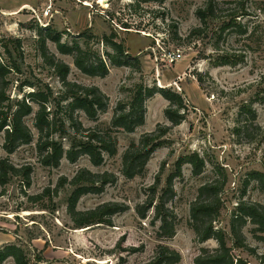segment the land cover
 <instances>
[{"label": "rangeland", "instance_id": "374dc122", "mask_svg": "<svg viewBox=\"0 0 264 264\" xmlns=\"http://www.w3.org/2000/svg\"><path fill=\"white\" fill-rule=\"evenodd\" d=\"M137 2L0 0V60L8 63L9 48L20 68V73L9 76L8 95L12 100L33 91L22 86L27 81L48 85L55 95L62 89L38 46L39 31L48 28L61 33V41L68 46L77 42L106 61L105 78L87 76L74 66L71 56L62 55L54 43L47 41L49 52L70 67L68 81L96 86L109 98L106 112L96 121L83 112L76 113L85 128L108 130L117 105L129 103L138 86L157 91L145 102L143 126L133 133L113 130L116 155H104L99 167L86 156L76 163L63 158L57 168L42 165L36 149L34 114L25 119L32 142L12 154L4 149V134L0 133V160L6 159L20 170L31 168L29 184L18 175L0 185V248L20 247L30 264H152L159 246L177 252V264H194L201 248L217 247L213 240L199 243L190 227V205L202 184L224 177L223 207L214 225L227 233L239 200L264 206V193L249 178L251 171L264 172V0H215L219 20L209 21L207 26L196 14L206 0H162L140 3L139 7ZM242 6L244 15L237 22L247 34L242 35L235 27L220 32L222 22L233 13L241 14ZM112 34L123 44L125 54L136 57L137 62L131 61L129 67L109 63L107 55L113 52L100 40ZM15 40L20 42L21 58L14 49ZM166 49L180 51L182 59L168 66L160 60ZM163 89L180 94L186 106L185 120L178 126L172 127L164 115L169 103L158 93ZM33 107L36 112L38 107ZM245 108L255 113L254 119L242 112ZM157 125L172 128L152 154L145 173L127 179L122 173L124 152L131 143H138L142 134L155 131ZM64 145L67 148L66 141ZM193 152L204 159L205 169L195 177L190 165H185L182 177L175 179V196L169 203L175 217V235L165 239L153 209L143 219L137 208L146 204L152 190L157 189L159 196L177 159ZM81 169L116 177L103 192L84 195L77 204L80 211L104 203L124 206L125 211L114 215L110 225L75 229L67 214L70 187H61L59 182L71 180ZM252 229L251 224L243 228L246 243L257 256L263 255L264 243L255 239ZM235 254L246 264H260L258 257L248 252L236 250ZM3 264L15 262L8 258Z\"/></svg>", "mask_w": 264, "mask_h": 264}, {"label": "trees", "instance_id": "16d2710c", "mask_svg": "<svg viewBox=\"0 0 264 264\" xmlns=\"http://www.w3.org/2000/svg\"><path fill=\"white\" fill-rule=\"evenodd\" d=\"M162 0H138L140 3L158 2ZM215 0H206L205 7L198 9L196 14L200 21L207 26L209 21L219 20L216 16ZM244 6L241 14L233 13L229 20L222 22L220 32L235 27L242 35L247 30L237 22L240 15H244ZM62 35L48 28L39 31L38 46L43 61L53 70L62 89L57 95L48 85H35L29 81L22 86L32 88L21 99L12 100L8 95L11 84L9 76L20 73L18 62L9 48L6 50L8 63L0 60V133L4 134V149L12 154L18 147L32 142L33 134L25 123V119L34 114V127L38 132L37 151L40 163L47 167L57 168L65 158L70 163H76L81 157H88L91 164L99 167L104 163V155H116V139L112 136L113 130H123L133 133L138 127L145 124L147 99L153 97L155 89L138 86L132 93L129 103L117 105L111 120L110 128L101 131L97 128H85L76 117L77 112H83L89 120L96 121L99 114L106 112L109 98L96 86H84L68 81L70 67L56 59L47 47V41L55 44L62 55L73 58L74 66L83 74L90 77L105 78L108 75L106 61L93 53L90 49H83L77 42L68 46L61 41ZM101 43L108 46L113 54L107 58L112 66L129 67L132 62H137L136 57L125 54L124 46L116 41V35H104ZM14 49L21 58V45L15 40ZM169 103L164 110V115L172 124L178 126L185 120V109L180 94L171 90L158 91ZM54 102L53 109L50 105ZM37 106L36 112L34 107ZM242 112L250 113L252 119L255 113L250 108ZM172 127L157 125L153 132L141 135L138 143H131L122 157V173L127 179L141 176L146 171V166L154 151L161 145L162 138L169 133ZM64 141L68 146L65 148ZM190 165L193 176H200L205 169L204 159L196 152L180 156L174 164V170L167 176L165 187L157 196V189L152 190L146 204L137 208L140 218H146L150 209L154 211V220L160 222V235L171 239L175 235L174 212L169 207L170 201L175 196L174 181L182 177V168ZM31 168L20 170L15 168L6 159L0 160V185L4 186L10 176L23 175L26 183L30 181ZM249 178L257 182L259 189L264 193V172L251 171ZM116 181L112 173H92L86 169L79 170L71 180L61 179L59 185L66 184L70 187V194L66 200L67 214L75 229H82L97 224H111V218L123 211L125 207L116 203H104L92 210L80 211L77 204L81 197L87 194H99L105 187ZM159 182V181H158ZM157 184V183H156ZM157 187V186H156ZM225 179L216 178L202 184L195 200L190 205V227L195 232L196 239L203 244L210 240L216 242L214 249L201 248L194 259V264H246L236 256V250H243L248 254L258 257L259 263L264 264L263 255L257 256L254 249L250 248L245 240L243 228L251 224L252 235L264 243V206L239 200L230 217L229 232L217 228L214 224L219 222L223 207L222 194ZM244 193V192H243ZM157 197V203L154 201ZM231 242V245H229ZM157 256L152 264H177L180 255L166 246H159ZM8 258H13L15 264H30L25 252L15 245L0 248V264Z\"/></svg>", "mask_w": 264, "mask_h": 264}, {"label": "built area", "instance_id": "2783aa9c", "mask_svg": "<svg viewBox=\"0 0 264 264\" xmlns=\"http://www.w3.org/2000/svg\"><path fill=\"white\" fill-rule=\"evenodd\" d=\"M182 59V54L180 51L173 50H163L161 55V61L167 63L168 66L179 62Z\"/></svg>", "mask_w": 264, "mask_h": 264}]
</instances>
